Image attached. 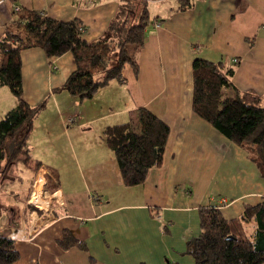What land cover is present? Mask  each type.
<instances>
[{
  "label": "crops",
  "instance_id": "1",
  "mask_svg": "<svg viewBox=\"0 0 264 264\" xmlns=\"http://www.w3.org/2000/svg\"><path fill=\"white\" fill-rule=\"evenodd\" d=\"M190 1L185 11H176L177 0L151 3L157 20L145 30L137 74L125 65L122 82L110 81L89 100L59 90L76 68L71 53L50 59L41 48L21 52L23 99L45 107L27 138L28 159L16 162L32 178L23 193L25 222L18 226L16 217L1 216L0 234L14 241L19 254L15 264H193L187 244L200 234L202 208L212 203L229 221L264 199V178L248 153L192 111L195 59L229 67L236 59L233 86L264 99V0ZM118 5L119 0H0V37L17 6L58 21L77 19L91 43L106 31ZM222 93L234 96L232 88ZM15 106L0 85V119ZM138 108L163 121L169 135L161 166L143 184L127 187L102 133L127 122ZM9 173L0 178L1 194L14 181ZM40 175L47 204L30 222L28 199ZM64 231L85 249H62ZM246 232L252 235L254 225Z\"/></svg>",
  "mask_w": 264,
  "mask_h": 264
},
{
  "label": "trees",
  "instance_id": "2",
  "mask_svg": "<svg viewBox=\"0 0 264 264\" xmlns=\"http://www.w3.org/2000/svg\"><path fill=\"white\" fill-rule=\"evenodd\" d=\"M155 1L161 0H119L106 31L91 43L83 39L85 27L77 19L63 22L37 11H14L0 37V85L8 88L16 101V106L0 119L1 179L20 156L28 159L27 138L45 107V102L30 106L23 99L21 52L41 48L50 59L71 53L76 68L59 90L78 101L89 100L110 81L122 82L125 65L137 74L145 30L157 20L150 15V5ZM177 1L176 11L191 6L190 0ZM236 63L229 67L220 62L193 61L192 111L242 147L264 178V99L241 93L233 86ZM99 76L102 79L98 81ZM226 88L234 90L232 98L224 97L222 91ZM168 135L169 127L145 108L136 109L127 122L104 129L102 140L114 153L125 186L143 184L149 172L161 166ZM28 209L40 213L31 205ZM250 224L254 225L252 235L246 232ZM58 245L64 250L85 249L67 231ZM187 253L193 264H263L264 199L246 205L238 218L229 221L222 218L214 204L202 208L200 234L188 242ZM18 259L14 241L0 234V264H15Z\"/></svg>",
  "mask_w": 264,
  "mask_h": 264
},
{
  "label": "rangeland",
  "instance_id": "3",
  "mask_svg": "<svg viewBox=\"0 0 264 264\" xmlns=\"http://www.w3.org/2000/svg\"><path fill=\"white\" fill-rule=\"evenodd\" d=\"M155 7L157 6L154 5L153 8L156 9ZM101 79H102L101 76L97 78L98 81ZM20 158H23V157H20ZM9 174L12 175V177L14 178V181L7 183V185L4 186L2 194L0 193V200H1L0 202V214H1L0 215V227L3 224H5V222L4 223L2 222L4 219L1 218L3 214L4 215L8 214L7 216L8 219L16 217L15 221L18 226L22 225L25 222V212H24L23 202H24V199H26V195H24L23 193L29 191L30 184L32 182L31 173L28 172V170H25L23 163H20V162L15 163L14 167L12 168V171ZM40 178L43 180L41 175H40ZM16 190L19 192L17 193ZM11 192H15L16 194L12 195L10 194ZM43 201L45 202V200ZM41 206L46 207V204L42 203Z\"/></svg>",
  "mask_w": 264,
  "mask_h": 264
},
{
  "label": "bare ground",
  "instance_id": "4",
  "mask_svg": "<svg viewBox=\"0 0 264 264\" xmlns=\"http://www.w3.org/2000/svg\"><path fill=\"white\" fill-rule=\"evenodd\" d=\"M39 179L41 178L39 177L37 181L35 182L34 189L32 191V195L30 196L29 202L32 204H36L39 208L45 209L46 207L41 206V204L42 203L47 204V203L44 202L40 196V192H41L42 185H43V180L41 179V184H40V182H38ZM33 198L38 199V200L32 201Z\"/></svg>",
  "mask_w": 264,
  "mask_h": 264
},
{
  "label": "built area",
  "instance_id": "5",
  "mask_svg": "<svg viewBox=\"0 0 264 264\" xmlns=\"http://www.w3.org/2000/svg\"><path fill=\"white\" fill-rule=\"evenodd\" d=\"M19 10V7H15V10L14 11H18ZM159 24H156V26H158ZM232 62L235 64L236 62H237V60L236 59H233L232 60ZM69 122H73V120H69ZM35 185V184H34ZM34 185H33V188H32V191H33V189H34ZM42 187H43V185H42ZM32 191H31V193H30V195H29V199H30V196L32 195ZM40 196H41V199H43L42 198V189H41V192H40ZM29 199H28V202H29ZM29 204L31 205V206H33L35 209H37V210H42V209H40L36 204H32V203H30L29 202ZM43 211V210H42ZM45 212V211H44ZM37 211H33V212H31L30 214H29V217H30V222L31 221H33V215H35V217H37ZM39 217H42L41 215L40 216H38V218Z\"/></svg>",
  "mask_w": 264,
  "mask_h": 264
},
{
  "label": "water",
  "instance_id": "6",
  "mask_svg": "<svg viewBox=\"0 0 264 264\" xmlns=\"http://www.w3.org/2000/svg\"><path fill=\"white\" fill-rule=\"evenodd\" d=\"M211 205H212V203H211Z\"/></svg>",
  "mask_w": 264,
  "mask_h": 264
}]
</instances>
